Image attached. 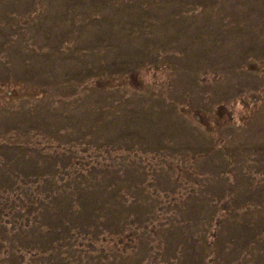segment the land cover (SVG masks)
I'll list each match as a JSON object with an SVG mask.
<instances>
[{
    "label": "rangeland",
    "instance_id": "374dc122",
    "mask_svg": "<svg viewBox=\"0 0 264 264\" xmlns=\"http://www.w3.org/2000/svg\"><path fill=\"white\" fill-rule=\"evenodd\" d=\"M0 264H264V0H0Z\"/></svg>",
    "mask_w": 264,
    "mask_h": 264
}]
</instances>
